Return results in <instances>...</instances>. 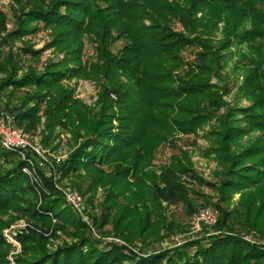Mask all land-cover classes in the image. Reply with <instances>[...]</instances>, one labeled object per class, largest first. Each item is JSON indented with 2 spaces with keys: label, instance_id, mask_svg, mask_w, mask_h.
Returning <instances> with one entry per match:
<instances>
[{
  "label": "trees",
  "instance_id": "1",
  "mask_svg": "<svg viewBox=\"0 0 264 264\" xmlns=\"http://www.w3.org/2000/svg\"><path fill=\"white\" fill-rule=\"evenodd\" d=\"M15 2L13 11H20L16 29L0 35V45L43 27L52 37L43 50L54 48L64 57L21 76L15 65L0 80V92L10 88L9 99L22 91L26 97L6 109L20 125L33 127L45 104L47 127L64 125L72 133L78 147L59 170L80 190L87 182L83 195L91 193L90 205L99 188L105 191L103 213L94 218L98 230L111 224L116 237L133 246L139 237L159 240L166 235L161 229H171L162 199H179L195 212L178 177L205 181L187 154L173 155L161 175L154 165L162 146L177 147L178 135L197 134L213 120L217 125L206 134L210 145L205 153L225 166L222 193L230 198L240 192L242 198L233 209L216 205L220 218L207 237L139 255L128 245L93 237L64 207L53 179L46 178L48 190L39 192L24 171L28 162L0 143V264H10L14 248L3 231L20 219L29 226L18 234L22 250L16 264H264V242L244 237L254 232L264 241V10L255 0ZM225 18L224 38L216 45L213 37ZM5 23L6 14L0 12V34ZM86 38L95 44L94 61L84 59ZM120 40L126 44L114 52L111 45ZM189 47L197 48L192 61L183 55ZM18 52L21 57L41 54L31 46ZM230 60L242 76L240 90L249 106L225 101L230 88L222 71ZM0 69L6 70L2 64ZM80 77L102 86L98 111L65 85ZM215 78L219 82L213 83ZM58 231L73 240L52 249L50 237H59Z\"/></svg>",
  "mask_w": 264,
  "mask_h": 264
},
{
  "label": "rangeland",
  "instance_id": "2",
  "mask_svg": "<svg viewBox=\"0 0 264 264\" xmlns=\"http://www.w3.org/2000/svg\"><path fill=\"white\" fill-rule=\"evenodd\" d=\"M254 3L264 10V0H255ZM15 6H17L15 0H0V12L6 14V29L0 34L2 36L6 37L9 32H13L16 29L17 15H20V11L15 13L13 11V7ZM230 14V21L233 22L235 15L232 13ZM226 19L227 18L223 19L221 23H219V29L215 32L213 37L216 45L224 38L223 31L226 26ZM247 27H250L249 23ZM175 28L182 29L180 24H176ZM51 40V30L41 27L40 31L26 34L21 38H10L7 43L1 44L0 64L4 65L6 70L0 69V80L11 75L15 65L18 68L19 76H21L24 72L29 71L30 68L42 70L50 59H62L64 55L57 52L54 48L43 50ZM125 44V41L120 40L112 44L111 48L114 52H118ZM24 46H31L33 50L41 51L40 56H19L20 52L18 51ZM196 52L197 48L189 47L183 51V55L186 59L192 61ZM84 59L87 61H94L95 59V44L90 41L89 38L85 39ZM234 64V61L230 60L229 64L222 71V76H224L225 82L230 88V93L226 94L224 97L225 101L230 106H249L252 103L243 96L240 90L243 79L239 72L234 70ZM217 82L219 81L216 78L213 79V83ZM65 85L73 88L75 97L79 98L84 104L93 108L94 111L99 110L101 107L100 96L102 86L96 80L80 77L66 82ZM9 91L10 88L0 92V127L10 126L12 129L18 130L23 134L24 138L32 144L33 147L22 149V153L24 154H21L19 150L15 149L7 150L15 152L17 155L19 154L22 159L28 162L24 171L29 176L31 182L35 184L36 189H38L39 192H41V188H45V191L48 190L45 179L52 178L55 188L63 197L64 207L69 208L86 224L93 237L103 240L104 243L114 242L120 245H128L123 239L116 237L111 224H107L99 230L94 224V218H99L103 213L101 212V205L105 197V191L99 188L96 195H94L93 205H90L88 199H90L91 193H87L86 196L83 195L87 187V182L85 181L84 188L80 190L79 187L72 184L70 177L63 178L61 176L62 174L59 170L61 165L68 159L69 154L78 147V143L75 142L72 133L64 125L57 126L55 129H49L47 127L48 120L45 104L41 105V109L37 113L38 117H40L39 123L33 127L20 125L13 111L11 112V109L21 103V100L26 97V93L25 91L18 92L14 95L13 99H9ZM8 103L11 108L9 111L6 109ZM226 109L227 106L222 108L220 113L225 112ZM216 125L217 121L213 120L200 129L197 134L178 135L177 147L167 144L158 150L154 165L157 174L161 175L162 166L170 165L173 155L183 157L184 153H186L192 163V168L205 182L201 183L185 175H179L180 177H178V180L188 189V198H190V203L195 207L196 211L190 212L191 210H189L188 204L183 203L179 199L171 201L162 199L164 214L167 217L166 223H168L171 229H161V234L166 235L159 240H157L155 236L139 237L134 242L133 246L128 245L129 248L137 254L147 256L152 253L180 247L187 242L197 241L207 237L209 233H212L213 227L216 226L217 223L211 227L204 226L203 229L195 231L191 225L193 215L204 208H216V205H220L224 209H233L240 202L242 198L240 192L234 193L230 198L222 193L220 188L221 181L224 179L225 166L217 160L214 155H207V153H205L210 145V141L206 138V134L212 128H215ZM253 135L257 137L260 135V132H255ZM246 140L245 138L242 141L244 142ZM0 143L2 144L1 137ZM206 182L211 185L206 184ZM74 190L83 197L85 208L83 214L75 211L66 199L65 191L70 192ZM206 201L212 202V205H205ZM55 222L56 219L53 218V223ZM28 226L29 223H27L25 219H20L3 231L6 241L10 242L14 247L8 255L10 264H16V256L22 250V245L18 240V234L27 231ZM57 233L59 237H50L51 243L49 247L52 249H55L56 246L63 242H70L73 240L72 236L65 234L63 231H58ZM257 236L256 233L249 232L244 237L252 243H263L264 241L260 240L259 236ZM141 249H143L142 252L140 251ZM126 253L130 254L129 249H127ZM125 264H128V262H125Z\"/></svg>",
  "mask_w": 264,
  "mask_h": 264
},
{
  "label": "built area",
  "instance_id": "3",
  "mask_svg": "<svg viewBox=\"0 0 264 264\" xmlns=\"http://www.w3.org/2000/svg\"><path fill=\"white\" fill-rule=\"evenodd\" d=\"M0 137L2 139V145L6 149L19 150L22 153V149L33 147L32 144L26 140L22 133L16 129H12L10 126L0 127ZM30 160V159H29ZM66 199L70 206L80 214L85 211L83 197L76 191H65ZM220 218V210L215 207L204 208L196 212L191 221L192 228L195 231L203 229L204 226L215 225Z\"/></svg>",
  "mask_w": 264,
  "mask_h": 264
}]
</instances>
